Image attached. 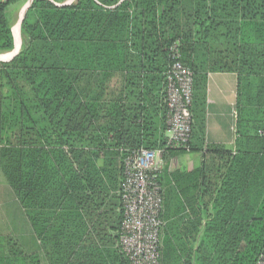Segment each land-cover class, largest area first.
Listing matches in <instances>:
<instances>
[{"label": "trees", "instance_id": "16d2710c", "mask_svg": "<svg viewBox=\"0 0 264 264\" xmlns=\"http://www.w3.org/2000/svg\"><path fill=\"white\" fill-rule=\"evenodd\" d=\"M18 1L0 0V54L15 48L9 9ZM65 1L34 0L22 23L26 46L0 63V174L46 262L132 264L120 246V188L126 159L147 149L163 150L165 159L157 179L161 264H257L264 256V0ZM175 64L194 75L189 150L166 137ZM115 73L122 88L110 92ZM211 74L237 76L232 150L206 138ZM187 151L201 154V163L173 172L172 161ZM22 246L0 237V264L42 263Z\"/></svg>", "mask_w": 264, "mask_h": 264}, {"label": "built area", "instance_id": "2783aa9c", "mask_svg": "<svg viewBox=\"0 0 264 264\" xmlns=\"http://www.w3.org/2000/svg\"><path fill=\"white\" fill-rule=\"evenodd\" d=\"M167 107L169 111L167 138L169 146L189 150L193 121L192 72L175 64L167 76ZM165 167L163 150L140 149L125 161L121 183L123 222L120 246L132 264H161V239L164 222L161 187L157 181ZM257 264H264V256Z\"/></svg>", "mask_w": 264, "mask_h": 264}, {"label": "crops", "instance_id": "0c3cea01", "mask_svg": "<svg viewBox=\"0 0 264 264\" xmlns=\"http://www.w3.org/2000/svg\"><path fill=\"white\" fill-rule=\"evenodd\" d=\"M237 84L236 75L211 74L208 85L209 113L207 119V141L231 150L235 149L237 139ZM187 155H190L189 151H187V154L172 161L171 170L173 172L177 170L190 172L201 163L202 155L196 153L195 155H197V157L195 159L199 162L193 163V167L190 168L188 165L180 164V159ZM19 215L22 219H25H23V222L27 229L25 234L28 240V255L38 254L42 262L41 264H48L42 252L40 242L37 241L29 221L23 212H20Z\"/></svg>", "mask_w": 264, "mask_h": 264}, {"label": "rangeland", "instance_id": "374dc122", "mask_svg": "<svg viewBox=\"0 0 264 264\" xmlns=\"http://www.w3.org/2000/svg\"><path fill=\"white\" fill-rule=\"evenodd\" d=\"M31 0H20L16 4L10 7L9 9V17L11 21V26L14 29L17 27V25H20V35L17 37L16 45L13 51L8 53H2L0 54V59L8 58L7 54H10L17 50L18 48V42H20V48L18 52L20 53L24 46H26V38L24 34L22 33V24H21V15L22 11L27 7V5L30 3ZM75 0H67L60 5H66V4H72ZM15 36V35H14ZM206 51L199 49L198 50V60L202 62V59L204 60V55ZM10 61V60H9ZM2 63V61L0 62ZM202 64V63H201ZM193 74V73H192ZM124 78V77H123ZM122 75L120 73H115V75H111V80L109 81L110 84V92H116L118 89L122 88ZM127 78H129V75L127 74ZM194 79V75H193ZM210 80V76L209 79ZM209 85V82H208ZM208 92V91H207ZM194 92H193V101L194 102ZM131 101V100H129ZM191 104V107H192ZM190 107V112H191ZM208 113H209V99L207 96L206 99V112L202 115L205 118V124H206V138H207V119H208ZM192 121L193 115L191 112ZM194 123V121H193ZM194 125V124H192ZM196 125V122H195ZM193 127H192V133H193ZM196 153H190V155L184 156L180 159V164L182 165H188V167H193V163L199 162L197 159ZM201 156V155H200ZM196 166V164H195ZM22 213V210L20 209L18 202L16 198L11 193L10 189L4 184L3 178L0 174V237L8 238L10 241H12V244H20L23 245L24 250L27 252L28 248V240L26 238V226L23 222L22 217L19 215V213ZM23 216V215H22ZM25 220V219H24Z\"/></svg>", "mask_w": 264, "mask_h": 264}, {"label": "bare ground", "instance_id": "6f19581e", "mask_svg": "<svg viewBox=\"0 0 264 264\" xmlns=\"http://www.w3.org/2000/svg\"><path fill=\"white\" fill-rule=\"evenodd\" d=\"M25 9L22 12L23 14L25 12ZM23 14H22V17H23ZM14 34H15V37H16V40H17V37H19V35H20V25L19 24L14 29ZM19 48H20V42H18V48H17V50H15L14 52H12L10 54H7L8 55V58H13L15 55H17Z\"/></svg>", "mask_w": 264, "mask_h": 264}, {"label": "water", "instance_id": "95a60500", "mask_svg": "<svg viewBox=\"0 0 264 264\" xmlns=\"http://www.w3.org/2000/svg\"><path fill=\"white\" fill-rule=\"evenodd\" d=\"M34 0H31L30 3L27 5L26 9H25V12L23 14V17L21 19V24L23 23V20L27 14V11L29 10V8L31 7L32 3H33ZM66 5H69V4H66ZM16 42V41H15ZM19 54V52L17 53V55ZM17 55H15L10 61H12ZM10 61H2L3 63H7V62H10Z\"/></svg>", "mask_w": 264, "mask_h": 264}]
</instances>
